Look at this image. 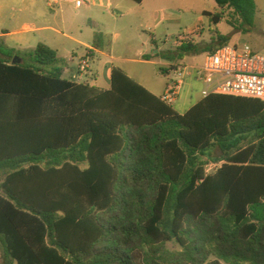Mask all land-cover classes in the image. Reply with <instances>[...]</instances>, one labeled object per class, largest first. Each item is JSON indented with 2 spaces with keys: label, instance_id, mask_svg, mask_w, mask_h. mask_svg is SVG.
<instances>
[{
  "label": "trees",
  "instance_id": "trees-1",
  "mask_svg": "<svg viewBox=\"0 0 264 264\" xmlns=\"http://www.w3.org/2000/svg\"><path fill=\"white\" fill-rule=\"evenodd\" d=\"M215 2L211 25L251 32L255 0ZM210 32L160 56L228 44ZM66 67L45 44L0 49L3 264H264L263 101L215 94L182 115L119 67L108 90Z\"/></svg>",
  "mask_w": 264,
  "mask_h": 264
},
{
  "label": "crops",
  "instance_id": "crops-1",
  "mask_svg": "<svg viewBox=\"0 0 264 264\" xmlns=\"http://www.w3.org/2000/svg\"><path fill=\"white\" fill-rule=\"evenodd\" d=\"M82 1L83 4L78 6L76 0H0V49L4 46L24 54L35 50L39 44H45L57 53L59 60L65 62L67 67L63 74L64 79L108 90L111 88V73L116 66L113 64L115 59L112 54L113 42H110L107 30L116 26V24H112V19H115V23H117L118 18L120 20L125 18L127 20L123 24L124 29L143 30L150 35V46L153 53L151 59L144 61L159 66L162 74V70L166 71L163 75L168 82V70L178 60H164L160 53L178 49L174 47L175 33L178 30H180L179 33H185L198 28L202 29L193 40L203 36L206 43L211 42L210 30L213 27L209 17L204 13L219 12L217 4H215L212 10L204 9L201 13L203 18L207 19L208 24H204L203 18L199 15L200 12L196 14L197 18L192 24H181V17H178L174 22L165 13L164 8L157 7L160 4H157L155 0H144L140 5L149 3L154 7L149 14L151 21L148 24H140L136 21V24L134 16L128 11L123 16L115 15L114 10L123 8L124 3L127 4L128 10L135 11L134 5L130 4L128 0ZM124 45L131 49L128 40ZM140 54L147 57L146 53L141 52ZM86 56L92 60L91 72L82 74L79 71L80 62ZM121 61L128 66L132 62L127 58ZM119 68L154 93L148 79L136 77L137 75L131 68H128L130 71L126 67ZM166 86L167 83L165 88ZM203 88L202 83L188 80L184 95L176 109L177 112L183 115L201 101ZM196 93L200 94L198 99L195 98ZM3 259L4 250L0 241V264H3Z\"/></svg>",
  "mask_w": 264,
  "mask_h": 264
},
{
  "label": "rangeland",
  "instance_id": "rangeland-1",
  "mask_svg": "<svg viewBox=\"0 0 264 264\" xmlns=\"http://www.w3.org/2000/svg\"><path fill=\"white\" fill-rule=\"evenodd\" d=\"M128 1L130 2V4L134 5L135 11L131 12V10H128L127 4L124 3L123 8L114 10L115 15L123 16L126 11H128V13H132L131 15L134 16L133 19L135 20L136 24L137 22H139L140 24L150 23L151 20L149 14H151V11L154 9V7L149 3L140 5L133 2L132 0ZM255 1L257 4L258 12L256 14L254 27L252 28L250 33L244 34L240 31L234 30V28L226 21L221 22L217 27L215 25H212V27L213 30L217 28L222 35L229 37V45H242L244 43H247L250 44L257 53L264 54V0ZM155 2L157 4H160V6H157L158 8L165 9V13L170 17L171 20H174V22L178 19V17H181V24H192L197 18L196 14L199 12L200 17L203 18V15L201 14L202 11L204 9L212 10V8L216 4L215 0H155ZM126 20L127 19L125 18H123L122 20L118 18V22L115 23V19H112V24H116V26H112L107 30L109 40L110 42H113L112 54L115 57V59L113 60V64L116 67H126V69L131 68L137 75L136 77L148 79L152 84L151 89L154 91L153 94L159 97L163 94L165 85L167 83V78L161 73L159 66H155L147 61H144L151 59L153 53V49L150 46V35L146 34L143 30L133 31L129 28L124 29L123 24L126 23ZM203 20L204 24H208L207 19L203 18ZM178 31L175 33V39L184 34L183 32L179 33ZM203 38L204 37L202 36L198 39H195V42L205 44L206 41ZM126 40L130 42L131 49L127 48V46L124 45ZM141 52L146 53L147 57H143L140 54ZM204 57V54L187 55L180 61L187 65L195 63L202 64L204 61ZM124 58L132 60L129 66L122 63L121 60ZM128 71L130 70L128 69ZM199 97L200 94L196 93L195 98L198 99ZM220 154L221 151L219 148L214 149L211 153L208 154V156H212L210 158V160L212 161L210 162H214L213 159L218 157ZM214 171L215 170L213 169L210 172ZM168 248L171 250H179V247L173 243L168 244Z\"/></svg>",
  "mask_w": 264,
  "mask_h": 264
},
{
  "label": "built area",
  "instance_id": "built-area-1",
  "mask_svg": "<svg viewBox=\"0 0 264 264\" xmlns=\"http://www.w3.org/2000/svg\"><path fill=\"white\" fill-rule=\"evenodd\" d=\"M81 6L82 0H76ZM202 29L185 32L175 39L174 47L179 48L197 36ZM91 58L86 56L80 62L79 71L82 74L91 72ZM188 80L204 85L202 98L211 95H227L236 97L255 98L264 102V54L257 53L247 43L242 45H223L214 51L207 52L202 64L187 65L180 60L168 70V82L162 102L175 109L179 107ZM223 162H211L206 173L217 171ZM214 171V172H215Z\"/></svg>",
  "mask_w": 264,
  "mask_h": 264
},
{
  "label": "water",
  "instance_id": "water-1",
  "mask_svg": "<svg viewBox=\"0 0 264 264\" xmlns=\"http://www.w3.org/2000/svg\"><path fill=\"white\" fill-rule=\"evenodd\" d=\"M23 63V58L20 56H15L13 59V64H22Z\"/></svg>",
  "mask_w": 264,
  "mask_h": 264
}]
</instances>
